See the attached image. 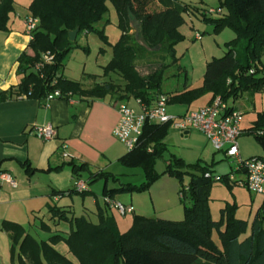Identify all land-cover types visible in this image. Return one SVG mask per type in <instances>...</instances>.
<instances>
[{"label":"trees","instance_id":"16d2710c","mask_svg":"<svg viewBox=\"0 0 264 264\" xmlns=\"http://www.w3.org/2000/svg\"><path fill=\"white\" fill-rule=\"evenodd\" d=\"M228 15L212 19L208 11L184 4L179 0H34L29 7L31 16L39 20V27L33 33L29 49L18 59L17 73L21 82L16 88L0 92V102L15 97H29L38 100L60 92L58 99L70 101L73 97L87 99L113 98L127 103L131 99L141 100L146 106L154 105L159 95L169 98L168 104L190 107L206 96L210 103L217 97L230 104L240 100L245 92L264 93V0H217ZM112 5L119 18L122 32L120 41L113 47V59L105 68L108 82L98 83L92 89L66 79L61 73L65 60L76 48L81 35L95 31V24L102 21ZM14 11V0H0V31H7L10 16ZM200 16L203 22L213 25L215 33L232 30L237 38L225 44L227 52L221 58L207 63L203 85L183 92L164 93L163 83L171 67L176 65V46L185 40L180 29L185 17ZM136 23V24H135ZM134 24L136 26H134ZM79 29L75 42L69 33ZM108 43L104 32L99 33ZM88 51L87 49H85ZM45 53H51L55 61L40 71L33 68ZM145 54H154L171 59L147 77L141 75L136 62ZM186 81L188 82V74ZM118 78L119 83L112 80ZM186 87V86H185ZM231 108L235 109L234 106ZM171 130L170 124L146 125L139 146L123 157V165L130 162L148 165V181L141 186L122 185L117 189H106L109 198L123 193H142L156 181L153 160L163 150V140ZM264 146V112L259 113L253 127L247 131ZM154 145V151L148 152ZM264 159V157H261ZM73 167L75 179L80 180L86 165ZM199 167V165L197 164ZM201 175L193 174L184 184L185 173L171 172L182 184L183 220H165L135 215L132 228L121 234L115 219L99 207V223L89 222L85 217H69V212L50 206L51 219L69 223L71 231L67 236L54 235L48 242L37 241L17 223L5 221L1 230L11 239V264H264V227L259 211L251 225V234L241 239L248 231V222L235 217L237 205L221 209V217L214 220L210 214V200L213 178H207L208 167L200 168ZM27 172L31 173L28 167ZM113 178L100 172L92 175L93 181ZM115 181L118 180L113 178ZM221 183L229 188L228 175L221 176ZM187 188V190H186ZM75 188L58 192L60 196H73ZM43 230L49 227L43 224ZM216 234L221 248L213 240ZM64 243L77 261L63 255L55 247Z\"/></svg>","mask_w":264,"mask_h":264},{"label":"crops","instance_id":"0c3cea01","mask_svg":"<svg viewBox=\"0 0 264 264\" xmlns=\"http://www.w3.org/2000/svg\"><path fill=\"white\" fill-rule=\"evenodd\" d=\"M33 1H14L17 7L16 9L14 7L10 16L8 30L0 31V92L18 87L21 82V77L17 73L18 59L24 52L33 54L29 49L32 38L26 31V19L31 16L28 7ZM186 18L192 19L188 16ZM82 36L87 38L89 34L84 33ZM109 79L110 77H106L101 82H108ZM78 83L84 89L93 88V78L90 76ZM188 85L185 87L187 90L201 87L195 88L190 83ZM210 101L211 97L206 96L190 107L168 105L167 112L178 117L184 116L210 104ZM118 103L111 97L95 100L73 97L70 101L62 99L46 101L23 96L0 102V171L10 173L18 183L16 189L8 185L0 186V264H11V239L8 233L1 230L5 221L20 224L31 236L32 230L46 234L47 238L45 236L41 240L33 236L39 242H48L54 235L67 236L71 231L69 223L51 219L50 206L68 211L69 217H85L94 224L99 223L100 207L106 209L107 214L117 222L116 217L111 215L114 209L106 204L105 199V203H100L97 195L89 190L88 186V193L85 196L96 199L88 203L87 207L83 204L81 214H77L78 208L74 199L76 196H82L81 194L60 196L56 193L74 189L77 182H84L86 175L89 177L87 183L85 182L88 185L94 182L92 175L96 173L104 172L116 178L108 171L109 167L115 162L121 164L120 160L128 155L125 146L113 136V130L119 121ZM127 103L139 110L134 99ZM170 107H176L178 110L170 113ZM47 125H52L57 133L56 138L49 142L38 138L33 132L36 127ZM64 144L67 146L69 159L63 157ZM71 161L79 166L86 165L87 169L81 174L79 181L75 179ZM28 167L31 173L27 172ZM108 181L110 179L106 180L105 190L117 189L108 188ZM119 195L113 200L121 202L118 199ZM132 200L123 204L133 206ZM134 210L135 215L153 217L147 212H142V209L141 212H137V208L134 207ZM155 214H158L160 219H172L166 217L167 214L162 210H156ZM43 224L50 230H43ZM63 245L65 244L61 243L55 248L69 257L66 252L60 250L59 247Z\"/></svg>","mask_w":264,"mask_h":264},{"label":"rangeland","instance_id":"374dc122","mask_svg":"<svg viewBox=\"0 0 264 264\" xmlns=\"http://www.w3.org/2000/svg\"><path fill=\"white\" fill-rule=\"evenodd\" d=\"M179 1L199 8L202 11L221 9L217 0ZM14 7L16 9L17 6L14 5ZM29 7L28 13L31 14ZM109 10L105 18L95 24V31L90 33L87 38L82 35L79 37L77 45L80 48L74 49L64 63L65 67L61 74L66 79L81 82L84 78L90 76L93 78L94 87L96 83H102L101 81L106 78L104 70L112 61L113 47L120 41L122 35L119 28L118 15L114 7L110 4ZM223 11L224 15H228L226 8H223ZM191 16L192 19L186 18L187 16L185 17V23L180 29L185 40L176 46L177 62L167 73L166 80L162 86L164 93L183 91L185 90V86H189V83L195 88H197L196 86H202L206 62L211 61L213 58L223 57L227 52L225 43L237 38L236 34L230 29H224L219 33H215L213 25L203 22L200 16ZM223 17L222 15H214L211 18L218 20ZM135 24L134 26H136ZM100 32H104L107 36L108 43L102 40L99 34ZM197 34L202 36V41L196 40ZM217 44H220V46ZM163 63L170 64L172 61L165 57L164 62L163 56L145 54L136 62V67L142 76L147 77L159 69ZM261 65L264 67V55L261 57ZM33 71H35L34 68ZM185 72L188 74L189 83L186 81ZM112 80L115 83H119L118 78L115 76H112ZM229 105L231 107L234 106V108L244 114L242 128L248 131L256 122L258 114L264 112V93L245 92L240 100L236 103L231 101ZM175 109L178 110L176 107H170L169 112H174ZM162 142L164 149L153 160L156 181L145 192L123 193L119 195L118 199L125 204L133 199V206L137 208V212H141L140 210L142 209V212H147V214L153 216L150 218H159V215H154V212L156 210H162L167 214L165 215L166 217L172 218L170 220L180 221L185 216L184 205L181 203L179 194L182 184L171 172L181 171L185 173L184 184H188L193 174H202L200 168L208 167L216 176H223L235 171L236 162L234 159L225 158L223 153L216 152L207 138L197 130H191L189 135H185L172 128ZM239 147L243 159L264 157V146L253 134L242 136L239 140ZM108 171L118 179L114 181L111 178L107 182L108 188H120L122 185L128 184L141 186L148 181V165L145 163L130 162L129 164L123 165L115 162L109 167ZM88 179L89 177L86 175L84 182L87 183ZM87 186L89 190L97 195L100 203H105V179L94 181L91 185L87 184ZM74 199L76 201V207L78 208L77 214H81L82 205L85 204L84 206L87 207L89 206L88 203H91L96 198L76 196ZM234 204L237 205L235 211L236 219L247 221L249 225L247 233L241 237L243 240L251 234L252 222L264 206V196L252 194L243 186L229 188V186L221 182L213 184L208 205L210 214L214 220L220 219L221 209ZM112 214L116 217V223L121 234L128 232L132 228L135 214L122 217L116 210H113ZM260 218L264 227V210L261 211ZM37 232L32 230L31 234L39 240L45 236L47 238L46 234H39ZM213 240L221 248L216 234L213 235ZM59 248L77 263L75 258L68 253L66 245L60 246Z\"/></svg>","mask_w":264,"mask_h":264},{"label":"built area","instance_id":"2783aa9c","mask_svg":"<svg viewBox=\"0 0 264 264\" xmlns=\"http://www.w3.org/2000/svg\"><path fill=\"white\" fill-rule=\"evenodd\" d=\"M208 14L223 15V10H209ZM38 27V19L33 16L26 19V31L31 38ZM196 37L198 41L202 39L200 34ZM54 61L55 57L51 53H45L34 69L38 72L45 65L53 64ZM60 96V92H55L49 95L46 101H53ZM168 102L169 98L165 95H159L154 105L150 107L141 100H135L139 110L132 108L128 103H118L119 121L113 130V136L125 146L128 152H131L139 146L146 125L170 124L171 128L183 134L197 130L207 138L216 152L235 160V171L228 174L230 183L243 186L252 194L264 196V159L261 157L243 159L240 153L239 140L247 134V131L242 128L244 114L241 111L231 108L221 97H217L210 104L178 117L167 112ZM33 132L45 142L52 141L57 136L56 129L52 125L36 127ZM62 148L63 157L69 159L70 156L66 152L67 146L64 144ZM153 151L154 148L149 146L148 152ZM206 177L213 178L215 182L221 181V176H213L210 173H207ZM2 185H8L13 189L18 188V183L10 173L0 171V186ZM75 189L79 192L87 191V184L79 181ZM180 197H183V193ZM105 201L122 217L135 212L133 206H127L112 198L105 197Z\"/></svg>","mask_w":264,"mask_h":264},{"label":"water","instance_id":"95a60500","mask_svg":"<svg viewBox=\"0 0 264 264\" xmlns=\"http://www.w3.org/2000/svg\"><path fill=\"white\" fill-rule=\"evenodd\" d=\"M78 33H79V29H76L75 31L69 33V39L71 42L76 41ZM185 135H187V133Z\"/></svg>","mask_w":264,"mask_h":264}]
</instances>
